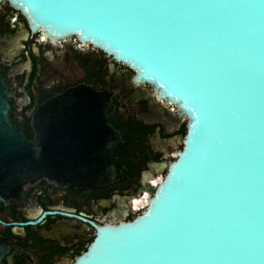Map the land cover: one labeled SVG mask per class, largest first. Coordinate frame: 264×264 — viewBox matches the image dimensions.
<instances>
[{
	"label": "water",
	"instance_id": "water-1",
	"mask_svg": "<svg viewBox=\"0 0 264 264\" xmlns=\"http://www.w3.org/2000/svg\"><path fill=\"white\" fill-rule=\"evenodd\" d=\"M8 1L33 30L76 35L124 62L189 118L148 208L101 227L76 264H264V0ZM10 95L0 70V200L39 178L75 187L112 180L116 139L101 160L57 144L53 129L36 128L29 141L10 118ZM86 107L102 118L108 109L87 87L43 109L71 118ZM7 253L0 238V264Z\"/></svg>",
	"mask_w": 264,
	"mask_h": 264
},
{
	"label": "flooded vegetation",
	"instance_id": "flooded-vegetation-1",
	"mask_svg": "<svg viewBox=\"0 0 264 264\" xmlns=\"http://www.w3.org/2000/svg\"><path fill=\"white\" fill-rule=\"evenodd\" d=\"M0 70L11 93L10 118L27 140L35 138L36 128L44 135L53 129L57 144H76L79 155L97 160L103 144L117 140L110 182L75 187L39 178L0 200V238L8 246L4 264H76L101 227L131 221L148 208L185 146L189 118L91 42L33 30L8 0L0 1ZM83 87L97 93L99 105L106 102L104 118L100 109L87 107L71 118L61 117L60 109H43Z\"/></svg>",
	"mask_w": 264,
	"mask_h": 264
}]
</instances>
